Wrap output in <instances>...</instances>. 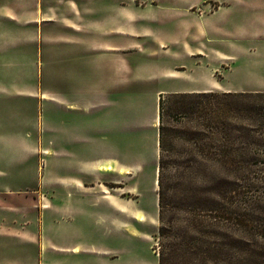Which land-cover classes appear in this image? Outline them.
Wrapping results in <instances>:
<instances>
[{
	"label": "rangeland",
	"instance_id": "obj_1",
	"mask_svg": "<svg viewBox=\"0 0 264 264\" xmlns=\"http://www.w3.org/2000/svg\"><path fill=\"white\" fill-rule=\"evenodd\" d=\"M12 1L0 0V5ZM26 1L10 5L9 13L21 12ZM257 1L39 0L45 12L41 32L52 34L53 43L39 39L27 47H12L14 24H0L5 42L0 47V207L8 210L9 235L13 228L23 231L25 241L31 233L39 238L31 245L0 237L4 258L15 254L5 251L6 245L16 243L35 264H60L64 257L38 246L78 240L88 248L80 255L82 264H159V252L170 242L177 248L164 264H200L188 236H198L192 225L196 219L207 220L208 213L176 206L179 196L192 192L203 190L201 195L210 196L204 190L216 182L189 168L195 165L186 151L196 120L179 116L171 105V97L179 93L176 85L191 80L194 72L190 65L186 72L178 71L175 61L181 47L175 38L190 40L193 31L198 39L204 30L197 26H203L208 34L200 44L206 49L234 46V33L260 26L258 15L264 8ZM100 23L130 26L135 33L121 36L104 28L99 34ZM242 45L248 57L239 60L234 71L222 68L220 81L230 91H240L255 74L258 44ZM127 65L133 69L130 78L123 79L120 70V85L107 87ZM155 67L168 68L170 76L182 80L151 79ZM160 96L165 100L162 236L157 181ZM229 122L237 130L224 142L235 149L236 171L226 185L238 221L219 227L213 221L211 230L218 235L208 239L227 246L210 247L204 264H264V149L258 145L264 143V118L245 113ZM200 163L209 161L202 158ZM38 203L48 208L36 214ZM182 240L189 247L180 249Z\"/></svg>",
	"mask_w": 264,
	"mask_h": 264
},
{
	"label": "trees",
	"instance_id": "obj_2",
	"mask_svg": "<svg viewBox=\"0 0 264 264\" xmlns=\"http://www.w3.org/2000/svg\"><path fill=\"white\" fill-rule=\"evenodd\" d=\"M164 103L165 100L160 96L158 104L160 159L157 181L159 186V220L161 222L158 232L161 236L165 234L162 219L164 201L166 199V188L163 184L162 174L165 130L163 124ZM171 105L179 116H190L196 120L195 129L191 133L193 137L190 143L191 148L186 151L195 165L189 166V168H192L196 174L204 173L210 181L216 182L215 185H211L210 188L204 190L210 193V196L201 195L203 190H199L201 193L198 194L192 192L189 196H179L180 201L176 206L179 209L199 210V214L208 213L207 220L196 219L197 222L192 225L198 236H188L196 248L194 254L197 255L199 263L204 264L205 260L210 259V255L208 256L207 252L227 246L226 242H217L216 240L211 242L208 239L210 234H214L213 237L218 235V232L211 230L214 229V226H212L213 221H215L214 225L217 227L224 222L237 223L238 221V216L235 212L236 206L231 201V196H228L229 189H227L226 185L229 180L235 177L236 171L234 167L236 162L234 161L236 157L235 149L224 142V139L230 136L233 130H237V127L231 124L229 120L238 117L242 118L245 113L264 118V92H179L171 97ZM258 145L264 149V143ZM202 158H205L206 161L208 160L209 163H200ZM222 183L223 185H221ZM210 231L213 233H210ZM229 245L231 244L229 243ZM177 246L180 249L185 246L189 247L188 242H185V240L179 242ZM210 247L213 250H210ZM176 248L175 243L172 246L170 242L168 246L163 247L159 252V264H164L165 261L170 259Z\"/></svg>",
	"mask_w": 264,
	"mask_h": 264
},
{
	"label": "crops",
	"instance_id": "obj_3",
	"mask_svg": "<svg viewBox=\"0 0 264 264\" xmlns=\"http://www.w3.org/2000/svg\"><path fill=\"white\" fill-rule=\"evenodd\" d=\"M19 0H14L10 2L9 4L6 2L5 5H0V24L2 23H12L15 26V29H12V32H14L15 42H11L12 47L16 46L17 44L21 45H33L38 42L39 39H44L45 42L53 43L50 38L53 36L52 34H43L41 32V20L42 14L45 12L42 10L41 6H39V0H27L25 4V9H23L21 12H17L15 9V13L10 14L9 11H11L12 6H19ZM252 2V1H251ZM1 4V3H0ZM255 4L258 6H262L264 8V1L261 0L260 2L257 1ZM254 2L252 5H255ZM259 18H261V24L260 26L256 27L254 31H241L239 33H234V46H229L227 49H217V48H208L206 49L203 47L200 43L204 38H207V31L204 29L203 26H197L198 31L200 29H203L204 32H198L199 38L196 39L193 31H192V38L185 39L184 36H179L175 38L177 41V45L181 47L180 50H177L179 57L176 58V63L180 67V72H186L187 69H189V65L191 67V70L194 72L190 75L191 80L185 81L186 83L176 85V92H206V91H213V90H222L225 92H250V91H263L264 92V11L258 15ZM44 21H49L44 19ZM184 23V22H183ZM97 28H100L101 30L98 31L99 34L103 33L104 28L107 29V31H110V33H114L116 35L121 36H128L130 34H134L135 31L130 26H113V27H106L102 23H100V26ZM194 30V28L192 29ZM183 31H184V25H183ZM182 31V34H183ZM196 31V30H195ZM194 36V37H193ZM64 39H67V36L64 35ZM168 38V37H167ZM169 38L173 39L172 36H169ZM168 38V39H169ZM0 47L4 46V40L0 38ZM26 42H25V41ZM31 41V42H29ZM179 41V43H178ZM245 41H252L258 44V57L256 60V66L254 67L255 74L253 77L247 78L243 85L244 87L240 88V91H230V88L227 86H224L221 81L223 79L222 74L224 71H234L232 68L236 63L239 62L242 58L245 59L248 57L246 49L243 47L242 44H244ZM101 46H103L102 42H99ZM22 50V49H20ZM1 51V48H0ZM24 51V50H22ZM18 52H21L18 50ZM25 52V51H24ZM186 63V66H184ZM247 65L244 64V67ZM224 71H223V69ZM120 70H122V75ZM156 75L153 76L151 79H159L164 80L166 82L171 80H182V77L177 76H170V70L168 68H162L159 69L155 67ZM218 72V73H217ZM220 73V78H217V75ZM120 74L123 76V79H129L130 75L133 74V69L129 65L127 67H120L119 70L115 73V76L112 77V80L110 81V86L112 90L116 86H119L120 84L117 83L118 77L117 75ZM221 80V81H220ZM103 81V80H102ZM103 83V82H102ZM160 83V82H158ZM104 86V84H103ZM106 87V88H107ZM108 91V90H107ZM110 91V89H109ZM42 96V94H41ZM1 173V172H0ZM65 181L67 182V177L65 178ZM48 208L46 204L44 206H41L38 204H35L33 212L38 214L40 211L45 210ZM7 209L0 207V237H6V238H12L16 241H19L20 243H27V244H33L36 245L39 243V238L34 236V233H31L30 240L25 241L23 238V231L18 229L12 228V234L9 235V227L5 221H7L8 213ZM13 211V210H10ZM14 212V211H13ZM11 212V213H13ZM14 220H18V218H15ZM11 233V232H9ZM41 244V243H40ZM40 251H42L43 248H46L50 252H52L54 255L64 257V261L60 264H82V261H85V259H82L80 255L82 253H86L88 251V248L82 244V242L79 243L78 240L74 241H67V244H41L38 246ZM2 248L3 246L0 244V264H35L34 259L32 256H30V253L28 252H22L21 249L18 248V244H8L6 245V250L8 252H15V254L11 255L9 253V257L4 258L2 255ZM77 248V249H76ZM94 250V249H91ZM4 251V252H5ZM97 252L99 250L96 249ZM96 252V253H97ZM113 260V258L111 259ZM37 264H59V263H53L51 260L49 262L41 261L37 262Z\"/></svg>",
	"mask_w": 264,
	"mask_h": 264
},
{
	"label": "bare ground",
	"instance_id": "obj_4",
	"mask_svg": "<svg viewBox=\"0 0 264 264\" xmlns=\"http://www.w3.org/2000/svg\"><path fill=\"white\" fill-rule=\"evenodd\" d=\"M140 219V218H139ZM77 249V248H76Z\"/></svg>",
	"mask_w": 264,
	"mask_h": 264
}]
</instances>
